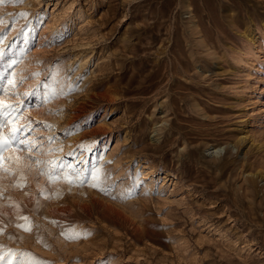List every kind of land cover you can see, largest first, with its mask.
Wrapping results in <instances>:
<instances>
[{
  "label": "rangeland",
  "instance_id": "obj_1",
  "mask_svg": "<svg viewBox=\"0 0 264 264\" xmlns=\"http://www.w3.org/2000/svg\"><path fill=\"white\" fill-rule=\"evenodd\" d=\"M0 90V264H264V0L0 4Z\"/></svg>",
  "mask_w": 264,
  "mask_h": 264
},
{
  "label": "snow or ice",
  "instance_id": "obj_2",
  "mask_svg": "<svg viewBox=\"0 0 264 264\" xmlns=\"http://www.w3.org/2000/svg\"><path fill=\"white\" fill-rule=\"evenodd\" d=\"M23 0H0V4L4 3H21ZM3 90H0L2 92ZM25 95H32V93H26ZM17 105L5 103L3 100H0V165L3 164L4 160V152L13 147H20L24 145L25 149H30L32 147L30 142H27V137L24 135V131L27 129V125H19L14 126L11 124L13 116L12 113L16 111ZM11 126V130L9 133L5 134L3 129L8 128ZM51 139V138H49ZM37 163H42L41 161L37 160ZM72 172L74 175L77 176V181H70V182H79L81 184L88 183L90 180H94L95 183H91L93 187H99L101 191L106 192L107 189L102 186L103 184V177L102 174L98 169H93L92 174L90 177L84 176V169L77 168L75 165L72 166ZM26 219V218H24ZM20 227H25L24 225H19ZM3 230V225L0 224V231ZM25 230L30 231V228L25 227ZM69 239L72 238H80L79 235L70 236ZM4 260V256L0 255V261ZM8 264H16L14 259H10ZM19 264H26L25 261H19ZM99 264V262H98Z\"/></svg>",
  "mask_w": 264,
  "mask_h": 264
},
{
  "label": "bare ground",
  "instance_id": "obj_3",
  "mask_svg": "<svg viewBox=\"0 0 264 264\" xmlns=\"http://www.w3.org/2000/svg\"><path fill=\"white\" fill-rule=\"evenodd\" d=\"M54 26V25H53ZM83 60H85V58L84 57H81L80 58V61H83ZM83 64V63H82ZM115 86V85H114ZM113 86V87H114ZM112 87V86H111ZM108 89H106V91H107ZM109 92V91H108ZM111 92V91H110ZM106 94V93H105ZM108 94V93H107ZM111 95V94H110ZM79 112V111H78ZM79 114V113H78ZM80 153V152H79ZM89 157H90V155L87 153V151L86 152H81L79 155H76V157H75V160L76 161H82V163H83V165L85 166L86 165V163L88 162V159H89ZM220 159V158H219ZM231 160H232V158H230ZM230 159H227V160H223V161H221V162H223V163H228L229 161H230ZM233 161V160H232ZM69 165H70V167H72L73 165H74V162H72V161H70L69 162ZM230 165V164H229ZM222 168V167H221ZM260 168V167H259ZM262 173V172H261ZM258 174V173H257ZM259 175H260V173H259ZM260 177V176H259ZM264 177V176H263ZM260 220H262V219H260ZM258 222H260V221H258ZM263 222V221H262ZM260 224V223H259ZM263 224V223H262ZM137 229V228H136Z\"/></svg>",
  "mask_w": 264,
  "mask_h": 264
}]
</instances>
